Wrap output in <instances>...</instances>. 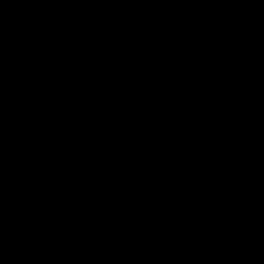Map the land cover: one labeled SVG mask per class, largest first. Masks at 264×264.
Masks as SVG:
<instances>
[{
	"label": "water",
	"instance_id": "1",
	"mask_svg": "<svg viewBox=\"0 0 264 264\" xmlns=\"http://www.w3.org/2000/svg\"><path fill=\"white\" fill-rule=\"evenodd\" d=\"M0 264H264V0H0Z\"/></svg>",
	"mask_w": 264,
	"mask_h": 264
}]
</instances>
